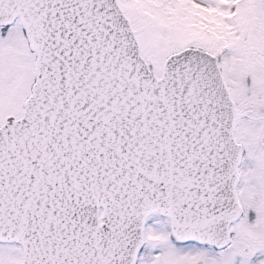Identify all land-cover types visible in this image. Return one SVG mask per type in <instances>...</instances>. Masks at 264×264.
I'll return each instance as SVG.
<instances>
[{
    "label": "snow or ice",
    "instance_id": "snow-or-ice-1",
    "mask_svg": "<svg viewBox=\"0 0 264 264\" xmlns=\"http://www.w3.org/2000/svg\"><path fill=\"white\" fill-rule=\"evenodd\" d=\"M0 264H264V0H0Z\"/></svg>",
    "mask_w": 264,
    "mask_h": 264
}]
</instances>
